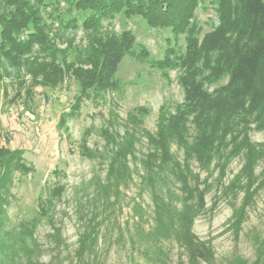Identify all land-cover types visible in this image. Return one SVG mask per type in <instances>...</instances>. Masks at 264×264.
Wrapping results in <instances>:
<instances>
[{
  "label": "rangeland",
  "instance_id": "rangeland-1",
  "mask_svg": "<svg viewBox=\"0 0 264 264\" xmlns=\"http://www.w3.org/2000/svg\"><path fill=\"white\" fill-rule=\"evenodd\" d=\"M36 1L29 0L38 22L28 23L15 34L21 42L16 64L0 61V145L22 150L24 162L31 167L27 172L14 171L9 190L0 199L6 219L0 227V247L2 242L12 245L10 250L0 248V264H74L80 232L93 221L98 226V242L85 259H94V264H186L187 254L175 241L164 243V263L147 260L138 236L150 228L153 218L150 194L141 183V160L149 149L142 132L155 131L161 104L173 112L182 100L176 80L179 71L169 70L167 81L150 61L162 58L167 47L183 52L186 35L175 39L169 27H151L142 16L125 15L123 9L85 29L83 20L90 11L77 10L64 0ZM216 23L215 1L200 0L193 17L197 34L201 37ZM35 30L42 34V43H26L28 33ZM123 32H130L134 43L114 69L117 88L82 99L78 111L61 121L60 115L70 110L79 93L75 74L91 73L101 62L96 53L83 59L85 48L92 41L118 40ZM141 48L146 58L137 55ZM137 106L149 113L137 130L130 160L132 180L104 200L97 194V181L105 177L109 151L101 130L112 123L122 133L127 113ZM189 132L190 141L191 127ZM250 136L253 142L264 143V130L252 131ZM172 150L182 158L175 145ZM240 165V158H234L220 177L213 166L204 171L193 164L207 190L205 208L194 220L192 232L212 247V264H229L235 255L252 262L253 236L264 234V186L247 210L238 237L230 226L240 197L237 201L227 197L223 188ZM54 186H61L62 193L45 206L42 200ZM136 206L140 213L135 212Z\"/></svg>",
  "mask_w": 264,
  "mask_h": 264
},
{
  "label": "trees",
  "instance_id": "trees-1",
  "mask_svg": "<svg viewBox=\"0 0 264 264\" xmlns=\"http://www.w3.org/2000/svg\"><path fill=\"white\" fill-rule=\"evenodd\" d=\"M64 1L77 10L90 11L83 20L85 29L123 9L125 15L142 16L151 27H169L175 39L186 35L183 52L167 47L162 58L150 61L167 81L169 70L179 71L176 80L182 90V100L173 112L161 104L155 131L142 132L149 149L141 160V183L150 194L153 218L150 228L139 231L138 236L144 242L141 254L151 262L164 263L163 245L175 241L187 254L186 264H212V247L192 232L194 220L205 208L207 190L206 181L200 179L193 164L204 171L213 166L222 177L229 162L240 158V168L223 188L227 197L235 201L240 197L230 224L238 237L247 210L264 186V143L253 142L250 136L252 131L264 130V0H214L217 23L201 37L193 24L200 0ZM35 11L29 0H0V61L16 64L21 42L15 34L28 23L38 22ZM28 36V44L43 41L42 34L36 30ZM116 39L112 37L103 44L92 41L85 48L83 59L96 53L97 62H101L96 63L97 70L85 75L74 70L78 71L75 75L79 79V93L70 110L60 115L61 121L78 111L82 99L117 88L114 69L132 51L134 38L130 32H123ZM137 55L146 58L147 52L141 48ZM148 113L144 106L129 111L122 133L112 123L102 128L109 152L105 177L97 181V194L103 195L104 200L118 194L132 180L130 160L136 150L137 130ZM190 127L193 134L189 141ZM173 145L182 151L181 159L174 154ZM0 164V199L4 200L3 191L9 190L14 171L27 172L31 167L24 162L22 150H9L2 145ZM47 193L42 200L45 206L54 203L62 187L48 188ZM135 212L140 213L139 206ZM3 214L0 203V227L6 221ZM97 242L98 226L93 221L80 232L74 264H94V259L92 263L85 255L93 252ZM253 242L252 262L235 255L229 264H264V234L254 235ZM11 246L1 244L6 250Z\"/></svg>",
  "mask_w": 264,
  "mask_h": 264
}]
</instances>
